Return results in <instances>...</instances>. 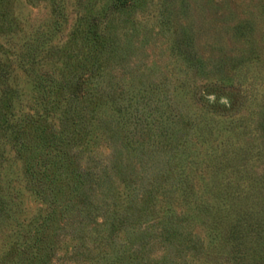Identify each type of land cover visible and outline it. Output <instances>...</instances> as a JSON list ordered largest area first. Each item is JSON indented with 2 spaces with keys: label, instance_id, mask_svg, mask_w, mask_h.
Returning a JSON list of instances; mask_svg holds the SVG:
<instances>
[{
  "label": "rangeland",
  "instance_id": "1",
  "mask_svg": "<svg viewBox=\"0 0 264 264\" xmlns=\"http://www.w3.org/2000/svg\"><path fill=\"white\" fill-rule=\"evenodd\" d=\"M0 0V264H264V0Z\"/></svg>",
  "mask_w": 264,
  "mask_h": 264
},
{
  "label": "trees",
  "instance_id": "2",
  "mask_svg": "<svg viewBox=\"0 0 264 264\" xmlns=\"http://www.w3.org/2000/svg\"><path fill=\"white\" fill-rule=\"evenodd\" d=\"M124 1H126V0H123L122 2H124Z\"/></svg>",
  "mask_w": 264,
  "mask_h": 264
}]
</instances>
